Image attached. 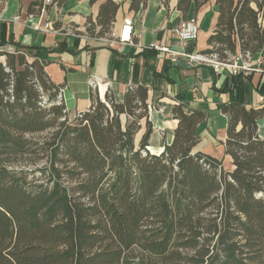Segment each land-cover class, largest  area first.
Wrapping results in <instances>:
<instances>
[{
  "label": "trees",
  "instance_id": "1",
  "mask_svg": "<svg viewBox=\"0 0 264 264\" xmlns=\"http://www.w3.org/2000/svg\"><path fill=\"white\" fill-rule=\"evenodd\" d=\"M96 1L86 32L108 37L121 3ZM207 1L179 0L178 9ZM129 2L137 13L147 0ZM216 6L212 48L203 52L264 49V0ZM32 50L1 52L0 264H264V106L249 105L252 73L233 75L224 88L232 99L218 104L229 116L227 170L223 159L194 151L204 112L175 105L173 141L151 153L147 86H130L121 101L93 91L71 117L59 99L64 84ZM257 89L264 93V83Z\"/></svg>",
  "mask_w": 264,
  "mask_h": 264
},
{
  "label": "crops",
  "instance_id": "2",
  "mask_svg": "<svg viewBox=\"0 0 264 264\" xmlns=\"http://www.w3.org/2000/svg\"><path fill=\"white\" fill-rule=\"evenodd\" d=\"M115 1L121 5L112 33L118 35L123 20L132 17V43L118 44L112 41L114 36L108 40L86 32L88 19L96 20L102 1L66 0L42 7V0H0V63H6L1 52H14L17 45L33 47L32 51L46 62L45 71L50 79L64 84L63 98L71 115L90 106L93 91L101 99L107 91L112 92L121 101L130 86L137 83L147 86L152 123L147 149L154 154L161 153L173 141L178 126L173 114L175 105L182 103L187 112L202 111L207 117L198 125L199 142L194 151L223 159L224 168L232 170V160L225 155L223 144L229 116L219 110L218 104L232 99L231 92L224 88L226 83L232 84L233 74H216L209 66L192 65L183 57L143 48L152 43L184 52L210 48L208 39L219 15L216 0H208L198 10L192 4L187 14L178 9L179 0H147L137 13L129 9V0ZM188 18L198 21L200 33L195 42L184 46L171 29ZM45 23H50L49 31L43 30ZM254 58L264 59V49L254 53ZM249 73H252L249 105L262 107L264 93L257 87L264 83V71ZM91 79L95 81L94 87L90 85ZM258 124L259 136L264 139V115ZM145 129L142 121L135 136L136 145Z\"/></svg>",
  "mask_w": 264,
  "mask_h": 264
},
{
  "label": "built area",
  "instance_id": "3",
  "mask_svg": "<svg viewBox=\"0 0 264 264\" xmlns=\"http://www.w3.org/2000/svg\"><path fill=\"white\" fill-rule=\"evenodd\" d=\"M52 3L53 0H42V7ZM35 29H40V26H35ZM43 30L49 31L50 23H45L43 26ZM171 32L185 46L187 44L195 42L198 39L200 33V25L195 18H188L183 20L178 25L174 26L171 29ZM114 35H115L114 33H111L108 37L105 38L111 40L112 39L111 37ZM132 36H133V18L127 17L123 20L120 33L114 36L115 39H112V41L118 44L132 43ZM143 48L156 49L161 52H167L169 54H172L174 57H183L192 65L209 66L216 74H223L224 72H230L231 74L236 75L242 71L263 72V68L260 66V64L264 62V59L256 60L254 58V54L251 53L250 51H241L240 49H237L233 53L229 51H224L225 57L221 58L220 54L216 51H209V52L175 51V50H171L167 46L159 45L156 43L143 46ZM90 85L92 87L95 86V81L93 79L90 80ZM62 98H63V90L62 93L59 94V99ZM44 102H46V98H44Z\"/></svg>",
  "mask_w": 264,
  "mask_h": 264
},
{
  "label": "rangeland",
  "instance_id": "4",
  "mask_svg": "<svg viewBox=\"0 0 264 264\" xmlns=\"http://www.w3.org/2000/svg\"><path fill=\"white\" fill-rule=\"evenodd\" d=\"M264 20H262V22H263ZM44 97H46L47 98V95H45ZM74 115H71V117H73Z\"/></svg>",
  "mask_w": 264,
  "mask_h": 264
},
{
  "label": "water",
  "instance_id": "5",
  "mask_svg": "<svg viewBox=\"0 0 264 264\" xmlns=\"http://www.w3.org/2000/svg\"><path fill=\"white\" fill-rule=\"evenodd\" d=\"M178 64H180V65H181V64H183V63H181V62H178Z\"/></svg>",
  "mask_w": 264,
  "mask_h": 264
}]
</instances>
